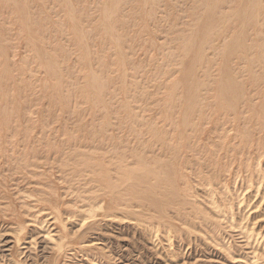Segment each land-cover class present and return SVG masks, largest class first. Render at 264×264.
I'll list each match as a JSON object with an SVG mask.
<instances>
[{
  "label": "rangeland",
  "instance_id": "1",
  "mask_svg": "<svg viewBox=\"0 0 264 264\" xmlns=\"http://www.w3.org/2000/svg\"><path fill=\"white\" fill-rule=\"evenodd\" d=\"M205 1L0 0V152L49 142L61 143L65 150L73 143L97 146L101 152L112 146L114 153L128 156L129 144L147 143L152 133L161 132L169 113L183 109L187 91L195 87L187 77L191 68L200 83L199 98H217L225 89L221 87L223 70H228L245 96L264 99L263 82L254 86L247 71L253 65L254 74L264 77V0L255 14L260 20L257 39L261 43L256 50H244L241 55L248 54L244 60V55L228 58L222 53L234 38L254 39L248 26L239 29L243 0H225L211 14ZM207 21H218L219 29L225 31L220 34L215 28L214 35L211 31L209 48L183 51L188 37L200 36ZM107 25L109 29H105ZM51 64L56 65L55 70ZM204 75L206 81H202ZM3 167L0 160V191L12 183ZM14 191L8 189L9 194ZM37 219L23 216L27 220L23 231H44L37 229L33 222ZM122 221L119 225L106 220L96 223L85 240L98 246L72 261L90 264L89 258L98 250L104 254L105 264H232L204 238L189 243L172 236L168 253L160 249L165 242L160 235L156 241L161 245L153 250L143 229L129 226L127 219ZM72 226L71 221L46 225L48 230L62 227L67 232ZM222 235L227 245L236 248L237 238L230 236L233 232ZM37 238L25 264H50L49 252Z\"/></svg>",
  "mask_w": 264,
  "mask_h": 264
},
{
  "label": "bare ground",
  "instance_id": "2",
  "mask_svg": "<svg viewBox=\"0 0 264 264\" xmlns=\"http://www.w3.org/2000/svg\"><path fill=\"white\" fill-rule=\"evenodd\" d=\"M224 2L205 1L207 13ZM261 2L243 0L239 29L248 26L255 36L250 41L237 37L226 43L222 49L225 57L239 54L238 58L244 55V60L248 54L241 53L256 50L261 43L257 39L260 20L255 15L263 7L259 6ZM204 26L200 36L188 37L183 51L209 46L211 31L214 35L220 25L207 21ZM109 28L107 25L105 29ZM218 31L222 34L225 29ZM51 65L55 70L56 65ZM252 67L247 70L250 82L258 86L262 81L264 85V77L255 75ZM194 72L191 68L187 77L197 87L187 91L183 109L169 113L161 132L152 133L147 143L129 144L128 156L114 153L112 146L101 152L97 146L81 143H73L67 150L61 143L45 142L0 152L2 171L12 176V183L0 191V264H25L36 245L35 236L41 239L42 249L48 250L50 264L66 254L70 257L59 264H67L65 260L76 264L72 261L76 256H87L99 244L85 240L96 223L106 220L119 225L123 219L129 220L125 221L129 226L143 229L150 248L156 251L161 245L156 241L160 235V241L165 242L159 247L168 253L172 251V236L189 243L204 238L232 264L264 263V99L245 96L228 70H223L221 87L225 89L217 98H199L200 83ZM204 76L202 81L208 77ZM9 188L15 191L9 194ZM244 194L248 196L244 198ZM23 216L39 217L30 221L44 231L25 233L27 220ZM68 221L73 222L69 232L62 227L56 231L46 227ZM224 231L234 233L230 236L238 239L237 249L225 243ZM66 243L70 245L64 250ZM95 253L89 258L90 264H105L104 254L98 250Z\"/></svg>",
  "mask_w": 264,
  "mask_h": 264
}]
</instances>
